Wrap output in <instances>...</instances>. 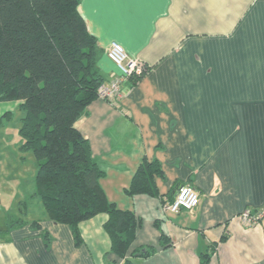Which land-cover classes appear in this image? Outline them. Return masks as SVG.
Here are the masks:
<instances>
[{
	"label": "crops",
	"instance_id": "1",
	"mask_svg": "<svg viewBox=\"0 0 264 264\" xmlns=\"http://www.w3.org/2000/svg\"><path fill=\"white\" fill-rule=\"evenodd\" d=\"M77 10L97 40L104 81L120 76L105 54L112 41L145 68L138 81L121 82L120 97L95 99L75 123L104 172L108 200L140 220L127 258L198 264L207 251L208 264L263 263L264 220L246 227L238 215L264 205V1L79 0ZM143 158L161 164L159 197L123 193ZM185 185L199 194L194 211H164ZM26 198L9 208L0 200V264H122L109 253L103 213L79 223L80 244L43 208L35 217L28 206L23 223L8 229ZM147 248L154 253L131 256Z\"/></svg>",
	"mask_w": 264,
	"mask_h": 264
},
{
	"label": "trees",
	"instance_id": "2",
	"mask_svg": "<svg viewBox=\"0 0 264 264\" xmlns=\"http://www.w3.org/2000/svg\"><path fill=\"white\" fill-rule=\"evenodd\" d=\"M78 5L79 0H0V103L19 102L18 150L31 153L37 166L33 192L18 204V217L9 216L8 229L21 225L29 200L38 199L46 217L67 225L80 244L79 223L103 213L109 253L132 264L126 255L140 220L108 200L100 185L104 172L75 127L104 82L96 67L97 40ZM11 116L3 113L0 126ZM158 177H163L160 162L143 158L123 193L159 197ZM42 235L48 243L47 233ZM160 239L165 240L163 234ZM153 253V248L138 249L131 256ZM210 257L200 253L198 264H208Z\"/></svg>",
	"mask_w": 264,
	"mask_h": 264
},
{
	"label": "rangeland",
	"instance_id": "3",
	"mask_svg": "<svg viewBox=\"0 0 264 264\" xmlns=\"http://www.w3.org/2000/svg\"><path fill=\"white\" fill-rule=\"evenodd\" d=\"M0 108L1 113L12 112V116L0 126V200L3 206L9 208L15 199L32 194L37 166L31 153L26 155L18 150L21 141L18 128L22 112L12 104L0 105ZM40 208L43 207L38 199L29 200V214L37 217Z\"/></svg>",
	"mask_w": 264,
	"mask_h": 264
},
{
	"label": "built area",
	"instance_id": "4",
	"mask_svg": "<svg viewBox=\"0 0 264 264\" xmlns=\"http://www.w3.org/2000/svg\"><path fill=\"white\" fill-rule=\"evenodd\" d=\"M264 1V0H263ZM106 57L116 66L120 72L119 77H112L104 81L97 90L98 98L113 100L120 97L121 82L125 79H138L143 75L145 68L136 58L130 57L125 49L117 42H110L105 50ZM199 194L191 186H181L172 202L163 205V210L169 214L176 215L181 210L192 213L199 204ZM238 218L246 227H253L264 220V205L252 212L249 209L243 210Z\"/></svg>",
	"mask_w": 264,
	"mask_h": 264
}]
</instances>
